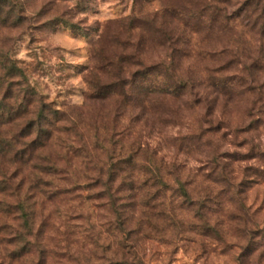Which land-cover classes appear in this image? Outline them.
Returning <instances> with one entry per match:
<instances>
[{
    "label": "rangeland",
    "instance_id": "rangeland-1",
    "mask_svg": "<svg viewBox=\"0 0 264 264\" xmlns=\"http://www.w3.org/2000/svg\"><path fill=\"white\" fill-rule=\"evenodd\" d=\"M257 2L0 0V102L33 99L29 116L52 119L38 160L0 156V201L22 198L33 225L30 252L12 260L0 241V264H239L244 239L229 214L237 206L225 198L201 220L170 187L180 179L193 197L219 193L211 180L224 172L245 181L254 210L264 203V159L252 150L264 149V128L254 141L238 130L253 98H230L211 83L264 53L251 24ZM223 8L235 29L212 24ZM12 64L22 72L4 77ZM166 67L195 98L146 96L141 87L161 83ZM130 154L134 165L122 161ZM144 165L170 185L164 213L147 210L151 193L136 190L152 177ZM2 210L0 227L13 237L22 210ZM258 218L264 224V209Z\"/></svg>",
    "mask_w": 264,
    "mask_h": 264
},
{
    "label": "trees",
    "instance_id": "trees-1",
    "mask_svg": "<svg viewBox=\"0 0 264 264\" xmlns=\"http://www.w3.org/2000/svg\"><path fill=\"white\" fill-rule=\"evenodd\" d=\"M257 1L258 11L256 12L258 16L254 18L251 24L260 34L262 41H264V0ZM216 14L212 19V24H217L223 30L235 29L234 18L224 8L220 10L216 9ZM209 54L213 58L217 56L216 53L209 52ZM263 54L253 64L245 66L243 69L244 73L242 74L224 75L222 78H216L212 74L211 77L212 85L230 98L235 95L253 98L252 103L248 107V122L238 128L240 132H247L248 135H251V141H254L256 133L261 128H264V79H261L262 77L259 75L260 72L264 71ZM234 62L233 60L230 61V63ZM227 67L230 66L228 65ZM13 72H17L16 74H18L22 71L15 64H12L10 68L6 69L4 77L11 75ZM163 76L164 79L161 83H148L143 88L140 86L146 96L157 93L185 98V95L188 94L189 97L195 98L193 86L177 78L175 72L170 70L169 67L165 68ZM13 86L14 84H9L10 91ZM34 102L33 99L25 100L20 104L18 99H15L13 102L10 100L0 102V108L3 109V112L0 113V156L4 157L10 164L30 163L36 161V159L38 160L39 156L35 157L36 150L39 146L43 145V138L49 136L52 119L43 113L29 116V107ZM22 106L26 111H22ZM254 149H257L258 157L264 159V149H261L259 144H255L252 147V150ZM135 159V155L130 154L128 157L123 158L122 161L123 163L134 165ZM144 170L146 174L147 172L151 173L152 177L143 179L139 183V186L136 187V190H142L143 193H151L146 194V199H144L145 204L143 203L147 210L158 208L161 213H164L167 198H169L167 197L166 189L170 185L159 174L160 168H151L144 165ZM259 176L264 177V168L260 171ZM232 178L234 177L221 172V174L213 178L214 180H211L217 184H222L219 193L214 194L210 191L211 189H207L205 195L197 198L187 191L185 181L176 179V182L180 186L178 189L174 186L170 187L173 192L170 198L173 200L178 198L182 205L194 208L201 220L204 219L203 216L205 214H209L212 210L223 209L227 201L231 205L237 206L235 207L237 209L230 211L229 214L231 215L230 219L234 220L242 230L244 239L239 264H264V224L258 218L259 213L264 209V203L254 210L253 204L248 205L247 197L241 193L243 191L242 186H245L243 184L245 181L235 185ZM133 183L131 180V189H135ZM225 198H227V201L224 200ZM19 199L22 201V198ZM21 201L19 204L8 203L4 205L0 201L1 210L3 209L4 212L13 213L15 212L12 210L13 208L22 210V213L17 217L20 221V228L15 231L13 237H6L9 234V232H3L7 229L6 226L0 227V241L6 248L7 246L12 248L9 249L10 255L8 254L12 260L24 252H30L31 237H33V225L30 221V215L25 210V204ZM116 264H132V262L123 260Z\"/></svg>",
    "mask_w": 264,
    "mask_h": 264
}]
</instances>
